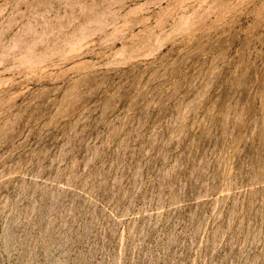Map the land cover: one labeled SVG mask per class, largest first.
<instances>
[{"label": "rangeland", "instance_id": "obj_1", "mask_svg": "<svg viewBox=\"0 0 264 264\" xmlns=\"http://www.w3.org/2000/svg\"><path fill=\"white\" fill-rule=\"evenodd\" d=\"M0 264H264V0H0Z\"/></svg>", "mask_w": 264, "mask_h": 264}]
</instances>
